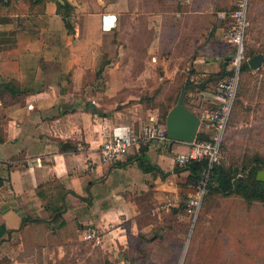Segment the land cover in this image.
I'll list each match as a JSON object with an SVG mask.
<instances>
[{"label":"crops","instance_id":"crops-1","mask_svg":"<svg viewBox=\"0 0 264 264\" xmlns=\"http://www.w3.org/2000/svg\"><path fill=\"white\" fill-rule=\"evenodd\" d=\"M17 2L19 10L0 21V35L14 39L0 41V264H88L82 248L89 227H104L101 248L113 249L128 234L187 218L195 187L186 185L188 171H175V157L189 145L152 143L143 153L140 143L122 161L102 163L98 148L109 132L147 120L151 110L99 102L93 88L109 75L135 80L125 77L124 50L150 56L174 49L190 29L199 33L195 46L204 44L201 19L212 18V0H173L170 8L169 0H68L71 27L55 1ZM106 15L116 19L112 27ZM110 44L116 58L106 60ZM217 59H198L194 68L217 73L226 57ZM142 157L166 177L144 171ZM56 209L63 210L59 220Z\"/></svg>","mask_w":264,"mask_h":264},{"label":"rangeland","instance_id":"rangeland-1","mask_svg":"<svg viewBox=\"0 0 264 264\" xmlns=\"http://www.w3.org/2000/svg\"><path fill=\"white\" fill-rule=\"evenodd\" d=\"M242 1L212 0V18L201 19V36L207 39L201 46H195L199 33L190 29L174 49L167 46L150 56L146 55V49L124 50L123 62H130L125 77L131 75L135 80L117 82L109 75L97 89L93 88L94 93L99 92L95 98L99 102H117L118 109H131V105L139 103L164 119L188 81H197L203 74L195 70L196 60L217 61V55L226 58L234 55L227 31L233 26L232 14ZM247 2L246 54H264V0ZM167 4L170 8L176 2L169 0ZM172 36L177 38L175 33ZM109 46L106 60L109 56L116 58ZM206 46L208 49L204 51ZM145 70L144 77L138 78ZM193 92L194 87L187 91L188 107L193 106ZM183 147L184 143L176 142L173 149ZM221 151L224 165L237 178L247 176L253 163L264 158V64L259 69L242 72L239 98ZM191 191L188 187L187 192ZM146 220L153 223L155 218L151 215ZM82 252L88 255V264H264V202L249 203L235 193L211 192L197 217L188 214L181 221L168 218L164 226L128 234L121 247L109 249L89 243L84 244Z\"/></svg>","mask_w":264,"mask_h":264},{"label":"built area","instance_id":"built-area-1","mask_svg":"<svg viewBox=\"0 0 264 264\" xmlns=\"http://www.w3.org/2000/svg\"><path fill=\"white\" fill-rule=\"evenodd\" d=\"M248 2H241L239 8L233 12V26L227 31V41L235 48V53L229 61V75L207 90H197L191 94L193 106L189 108L200 118L197 138L189 143L187 153L176 154V164L186 166L194 159L209 158V167L195 186V192L187 202V212L197 217L200 213L204 197L208 191L210 171L215 164L222 161L221 144L225 136L233 108L235 106L241 79L242 63L245 56V37L248 28ZM226 15L223 14V18ZM116 19L113 16L104 17L105 27H112ZM126 130L125 135L117 134L114 127L105 137L98 148L99 160L105 164H115L122 161L141 142L158 144L171 148L166 123L159 121L158 113H151L147 120L139 123L121 126ZM170 206V205H167ZM105 228L89 227L84 239L93 246L104 244Z\"/></svg>","mask_w":264,"mask_h":264},{"label":"trees","instance_id":"trees-1","mask_svg":"<svg viewBox=\"0 0 264 264\" xmlns=\"http://www.w3.org/2000/svg\"><path fill=\"white\" fill-rule=\"evenodd\" d=\"M17 1L18 0H0V21H6L8 19L6 16L7 11L14 12V11L19 10L20 4ZM24 1L29 2L31 5H35V4L42 3L43 1H48V0H24ZM51 1H55L57 3L58 12L62 14L63 18L65 19L66 25L68 27H71L69 17L71 15L73 6L68 2V0H51ZM2 40H8L11 42L14 41V39L12 37H9L7 34L0 35V41ZM257 54L258 53L254 52L248 56L245 51V56H244L243 63H242L241 75L243 71L251 70L249 60ZM231 57L232 55L225 59V61L222 64V69L219 72L209 73L205 75L202 74L201 77L197 81H188L187 85L182 89V91L186 90V94H187V91L190 87H194V91H197V90H207L215 86L219 81L225 79L229 75L230 71L228 69V65H229V61ZM106 64L107 62H104V65H102V70ZM239 93H240V84H239L236 103L239 98ZM236 103H235V106H236ZM234 108L231 114V118L234 112ZM168 113L165 114L164 119L159 114V121L161 123H166L165 119L167 118ZM148 145L149 143L141 142V150L143 153L146 152ZM167 149H171V148L168 147ZM253 164L254 165L251 169V172L247 174V176H240L238 178L226 168L223 161H221L218 164H215L212 170L210 171V177H209L208 186H207L208 191L204 197V200L209 193L219 192L223 194L235 193L243 197L249 203L255 202V201L264 202V182L257 180L258 171L264 170V158L255 161ZM139 165L146 172L159 171L161 172L163 177H166V175L168 174V173H164L163 171H161L159 167L151 165L143 157L139 158ZM208 167H209V158L203 157L200 159L192 160L186 166H180L176 164L175 171L178 173L182 171H188L189 175L187 177L186 185L195 187L200 181V179L202 178L203 173L208 169ZM204 200H203V203H204ZM202 208H203V204H202L201 209ZM55 212L57 213L56 219L59 220L62 216L61 214L63 210L56 209Z\"/></svg>","mask_w":264,"mask_h":264},{"label":"water","instance_id":"water-1","mask_svg":"<svg viewBox=\"0 0 264 264\" xmlns=\"http://www.w3.org/2000/svg\"><path fill=\"white\" fill-rule=\"evenodd\" d=\"M252 69H259L264 64V54L258 53L249 60ZM186 90H183L177 104L169 111L166 118V127L171 147L174 143L189 144L197 138L200 118L185 104ZM70 144H64V148ZM257 180L264 182V170H259ZM177 210V209H176Z\"/></svg>","mask_w":264,"mask_h":264},{"label":"bare ground","instance_id":"bare-ground-1","mask_svg":"<svg viewBox=\"0 0 264 264\" xmlns=\"http://www.w3.org/2000/svg\"><path fill=\"white\" fill-rule=\"evenodd\" d=\"M120 135H125L126 134V130L124 128L121 127V130H120Z\"/></svg>","mask_w":264,"mask_h":264}]
</instances>
